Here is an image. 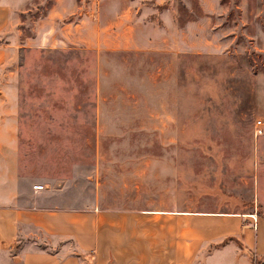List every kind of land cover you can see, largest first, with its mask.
I'll return each mask as SVG.
<instances>
[{"label":"rangeland","instance_id":"rangeland-1","mask_svg":"<svg viewBox=\"0 0 264 264\" xmlns=\"http://www.w3.org/2000/svg\"><path fill=\"white\" fill-rule=\"evenodd\" d=\"M157 1L0 0V47L12 36L14 48L0 88L11 79L17 90L20 175L96 180L101 206H247L264 168V0H219L185 36L212 0Z\"/></svg>","mask_w":264,"mask_h":264},{"label":"crops","instance_id":"crops-1","mask_svg":"<svg viewBox=\"0 0 264 264\" xmlns=\"http://www.w3.org/2000/svg\"><path fill=\"white\" fill-rule=\"evenodd\" d=\"M218 1H210L204 17L187 22L179 34L185 36L192 25L207 26ZM6 18V9H0V28ZM127 31L134 33L133 25ZM49 32L38 31L44 38ZM6 38L11 42L0 47L1 66L14 50L13 37ZM40 39L35 35L32 45ZM8 82L0 88V264H80L86 255L92 264H105L104 258L98 260L105 250L114 255V264H255L264 259V168L254 177L247 206L228 200L217 209L199 207L194 200L192 207L175 210L116 202L101 206L96 180L93 187L88 181L74 187L21 177L18 97L11 79ZM36 183L42 188L33 189Z\"/></svg>","mask_w":264,"mask_h":264},{"label":"built area","instance_id":"built-area-1","mask_svg":"<svg viewBox=\"0 0 264 264\" xmlns=\"http://www.w3.org/2000/svg\"><path fill=\"white\" fill-rule=\"evenodd\" d=\"M263 133V124L261 123L260 120H255L253 123V134L255 136L261 135ZM33 189H41L42 185L40 184H35L32 186Z\"/></svg>","mask_w":264,"mask_h":264},{"label":"trees","instance_id":"trees-1","mask_svg":"<svg viewBox=\"0 0 264 264\" xmlns=\"http://www.w3.org/2000/svg\"><path fill=\"white\" fill-rule=\"evenodd\" d=\"M255 264H264V259L263 260H260V261H255Z\"/></svg>","mask_w":264,"mask_h":264},{"label":"water","instance_id":"water-1","mask_svg":"<svg viewBox=\"0 0 264 264\" xmlns=\"http://www.w3.org/2000/svg\"><path fill=\"white\" fill-rule=\"evenodd\" d=\"M251 256V255H250Z\"/></svg>","mask_w":264,"mask_h":264}]
</instances>
